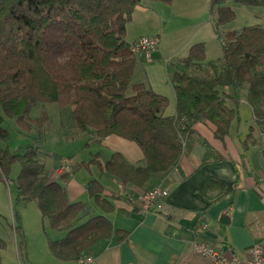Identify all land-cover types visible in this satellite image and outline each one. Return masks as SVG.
<instances>
[{
    "label": "trees",
    "instance_id": "obj_1",
    "mask_svg": "<svg viewBox=\"0 0 264 264\" xmlns=\"http://www.w3.org/2000/svg\"><path fill=\"white\" fill-rule=\"evenodd\" d=\"M143 1L0 0V182H7L13 165L20 166L15 179L19 201H35L48 226L65 233L59 240L48 241L50 253L58 260L88 255L113 229L104 216L76 224L84 206L69 203L65 186L55 179L96 164L97 157L80 164L67 158L70 172L57 176L56 168L63 160L58 159L47 174L45 152L38 144L50 117L42 108L34 118L31 111L36 106L55 103L60 109L69 107L70 122L90 136L86 146L101 143L110 135L137 143L143 154L141 164L131 165L114 153L103 166L122 185L137 188L152 174L175 167L190 152L197 137L196 124L212 126L215 137L224 140L231 124L240 119L241 92L251 108L254 127L264 134V29L245 25L223 31L235 12L226 5L227 0H210L212 26L222 56L205 62V45L196 43L172 64L170 82L176 110L173 116H166L167 97L132 81L137 59L126 40V26ZM150 1L168 5L174 0ZM232 1L264 7V0ZM4 117L14 120L27 138L33 137L28 134L35 129L36 137L19 153L6 147ZM211 155L213 151L205 146L203 159ZM86 190L101 210H112L101 196L98 180H90ZM15 233L18 251L25 257L24 235L16 227ZM3 248L0 240V250Z\"/></svg>",
    "mask_w": 264,
    "mask_h": 264
},
{
    "label": "crops",
    "instance_id": "obj_2",
    "mask_svg": "<svg viewBox=\"0 0 264 264\" xmlns=\"http://www.w3.org/2000/svg\"><path fill=\"white\" fill-rule=\"evenodd\" d=\"M198 1L174 0L166 5L144 0L135 8L126 26V40L130 45L144 36L159 39L149 58L144 54L136 55L132 81L167 97L166 116H173L176 110L168 65L185 57L196 43L205 45V62L212 61L201 34L203 32L212 43L216 38L210 0L205 10ZM140 18L145 25L153 22L154 26L137 31ZM192 29H197L196 38L178 40L181 43L176 45V55H163L164 35L176 36L183 30ZM62 111L59 108L54 122L46 110L50 123L38 145L45 152L43 166L47 174H51L58 159L68 158L73 164H80L97 157L96 164L79 167L61 180L55 179L65 186L69 203L84 206L76 224L91 217L104 216L112 225V235L96 242L88 253L94 264H213L195 254L196 242H205L224 256L239 261H245L249 249L256 244H260L264 252V134L254 127L244 92L240 93V119L231 124L224 140L215 137L212 126L196 124L197 137L190 152L170 170L152 174L142 188L122 185L103 169L114 153L123 156L131 165L141 164L143 154L137 143L110 135L101 143L91 142L86 146L90 139L88 133L79 132L72 123L64 124L62 119L69 120V114H61ZM32 139L28 138L26 144ZM205 146L213 151V156L207 160L203 159ZM19 168L18 164L13 165L11 175ZM93 179L102 186L101 196L112 206L110 212L101 210L88 195L86 184ZM156 186L169 191L163 209L140 213L137 208L139 196ZM13 195L17 196L16 186L14 191L10 187L11 199ZM21 203L23 214L18 226L24 231L28 264H78L77 260L62 261L52 256L48 241L59 240L65 233L48 226L35 201ZM16 250V240L12 238L10 263L2 264H15L12 255ZM1 253L3 261L4 252Z\"/></svg>",
    "mask_w": 264,
    "mask_h": 264
},
{
    "label": "rangeland",
    "instance_id": "obj_3",
    "mask_svg": "<svg viewBox=\"0 0 264 264\" xmlns=\"http://www.w3.org/2000/svg\"><path fill=\"white\" fill-rule=\"evenodd\" d=\"M146 1H149V0H146ZM208 1L209 0H199L198 1L200 3L199 6L204 10L207 9L209 7ZM226 5L230 6L234 10L235 18L232 22L222 27L223 31L238 30L245 25H256L264 29V7L262 6L247 7V6L235 4L232 0H227ZM139 21L141 25L137 27V31L143 29V27H146L147 29L149 27L151 28L154 26L153 22L145 25L143 19L140 18ZM189 27L190 26H188L187 28ZM196 31L197 29H192V30H187V31L183 30L180 33H178L176 36L164 35L163 41L161 44V51L163 55L165 56L166 53L168 54L167 56L174 55V54L176 55V51H175L176 45L178 43H181V42H178V40L180 41V40H185V38L187 39L193 38L195 37L194 34ZM130 33H132V31H130ZM201 34L203 35L205 42L208 46L209 59L210 60L219 59L222 56L221 43L216 38L213 40V43H212L211 40H209L203 32H201ZM173 61L168 65V71H171V69H173L172 68ZM128 93H130V90H128ZM48 104L49 105L47 107H45L46 104L43 107L36 106L31 111V115L33 117H36V115L39 116L42 112V108H44V110L45 111L47 110L52 120L55 122L56 119L58 118L59 108L55 103H48ZM62 110H64L61 112L62 114L67 115L69 113V107H64ZM63 117L64 116L62 115V118ZM62 120L64 121V124L71 123L68 119H62ZM3 125L8 132V139L6 143V147L8 151L17 152V153L21 152L23 147L26 146L28 138L17 127L14 120L4 117ZM35 134H36L35 129H33L32 132L28 135L33 136ZM35 137L36 136L32 138H35ZM17 170L14 175H10L9 173L7 183L4 180L0 182V240L4 242V248L0 250V258L2 256L1 252L2 251L4 252V258H3V261L1 259V264L3 262L10 263V242L12 238H15L16 244H17L16 253L13 251V255H12L13 262L15 264H28L27 259L24 257V255L18 251L19 237L18 235L16 236V233H15V227L19 228L18 224L20 223L21 217L23 214V210H22L23 206L21 205L22 204L21 201H19L18 199V190H17V196L15 197V195H13V199L10 198V187H13V191L15 190V186L17 187L15 179L19 173V169ZM13 183H15V185H13ZM29 210L30 209H28L27 211L28 217H30ZM21 231L22 233L24 232L22 229ZM24 253L26 255V247H25Z\"/></svg>",
    "mask_w": 264,
    "mask_h": 264
},
{
    "label": "built area",
    "instance_id": "obj_4",
    "mask_svg": "<svg viewBox=\"0 0 264 264\" xmlns=\"http://www.w3.org/2000/svg\"><path fill=\"white\" fill-rule=\"evenodd\" d=\"M159 39L155 36H144L136 40L131 45V50L134 54H144L147 58L151 52L157 47ZM71 167L67 159L60 162L56 168L55 174L61 175L70 172ZM168 189L156 186L143 192L137 201V208L140 213L146 214L150 211H161L164 206L165 199L168 196ZM194 252L197 255L203 256L213 264H264V252L260 244L252 246L245 261H239L235 257H226L213 246L205 242H196ZM94 259L91 255H83L77 259L78 264H94Z\"/></svg>",
    "mask_w": 264,
    "mask_h": 264
},
{
    "label": "bare ground",
    "instance_id": "obj_5",
    "mask_svg": "<svg viewBox=\"0 0 264 264\" xmlns=\"http://www.w3.org/2000/svg\"><path fill=\"white\" fill-rule=\"evenodd\" d=\"M184 66H185V65H184ZM216 73H217V72H216ZM224 80H225V79H224ZM228 82H229V81H228ZM215 84H216V83H215ZM215 84H214V85L212 84L213 88L215 87ZM217 84H218V82H217ZM218 88H219V87H218ZM218 88H217V89H218ZM215 89H216V88H215ZM214 92H215V91H214ZM102 166H103V165H102ZM68 173H69V172H68ZM60 178H61V177H60ZM65 189H66V188H65ZM53 195H55V194H53Z\"/></svg>",
    "mask_w": 264,
    "mask_h": 264
}]
</instances>
